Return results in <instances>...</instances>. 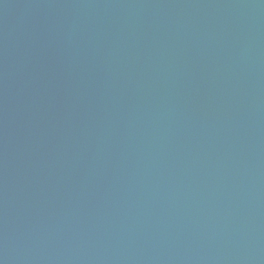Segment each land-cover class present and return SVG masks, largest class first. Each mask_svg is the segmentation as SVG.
<instances>
[{
    "label": "water",
    "instance_id": "95a60500",
    "mask_svg": "<svg viewBox=\"0 0 264 264\" xmlns=\"http://www.w3.org/2000/svg\"><path fill=\"white\" fill-rule=\"evenodd\" d=\"M0 264H264V0H0Z\"/></svg>",
    "mask_w": 264,
    "mask_h": 264
}]
</instances>
